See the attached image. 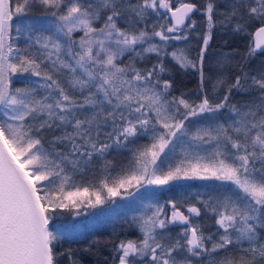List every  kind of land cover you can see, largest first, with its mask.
I'll return each mask as SVG.
<instances>
[{
    "label": "snow or ice",
    "instance_id": "obj_1",
    "mask_svg": "<svg viewBox=\"0 0 264 264\" xmlns=\"http://www.w3.org/2000/svg\"><path fill=\"white\" fill-rule=\"evenodd\" d=\"M37 4L57 23L52 35L36 37L42 51L33 54L28 48L14 47L9 37L14 16ZM158 8L171 12L175 24L166 32L173 33L196 5L184 3L173 11L168 0L135 4L130 0H16L13 8L10 0H0V264H59L54 246L61 234L49 227L58 209L95 208L133 195L130 189L145 184L163 186L193 178L229 182L238 190L211 205L216 224L223 229L219 240L209 249L206 238L192 227L185 230V244L164 242L165 234L158 229L177 221L189 223L173 203L170 219L161 218V207L140 218L143 237L119 243V264L138 260L140 264H192L175 255L185 248L193 257L223 251L225 255L214 264H264V73L237 76L215 103L206 95L199 103L183 95L170 97L172 83L160 75L166 71L163 62L136 67L138 58L145 59L144 53L160 54V47L150 43L151 36L162 41L186 39L167 35L163 26L151 36L138 26L148 10ZM213 8L209 2V29ZM246 12L262 25L256 35L264 36V0H249ZM76 32L82 33L78 39L73 38ZM209 39L210 35L204 39L205 48ZM145 43L147 47L137 50ZM204 50L199 54L202 84ZM255 51L250 49L249 55ZM126 54L131 55L125 63ZM171 56L182 68L197 67L183 51H173ZM25 73L40 78L38 87L46 90L45 95L37 87H12V77ZM59 76L65 77L63 82ZM224 83L218 79L214 87ZM234 90L258 95L237 105L231 103ZM224 108L232 113L228 124L212 120L194 131L186 124L191 117ZM46 130H59L47 148ZM141 136L150 142L133 149L127 167L113 175L105 154L113 145L126 146ZM177 143L182 158L158 172L161 154L174 151ZM206 146L211 151L201 155ZM94 158L103 161L99 179L77 183L76 177ZM205 206L210 205L205 202ZM188 211L200 215L196 206Z\"/></svg>",
    "mask_w": 264,
    "mask_h": 264
},
{
    "label": "trees",
    "instance_id": "obj_2",
    "mask_svg": "<svg viewBox=\"0 0 264 264\" xmlns=\"http://www.w3.org/2000/svg\"><path fill=\"white\" fill-rule=\"evenodd\" d=\"M169 1H171L173 9L180 6L176 0ZM10 2L14 8L16 0H10ZM130 2L135 4L137 0H130ZM209 2L214 5L211 29L208 26L206 12ZM248 2L249 0H183L181 4L194 3L198 5L199 10L184 29L173 33L166 32L167 27L173 25L170 20V11L161 8L155 11L148 10L149 14L138 26L145 28L150 36L153 31H161L163 26L167 35H180L186 39L162 41L158 36H151L150 43L160 47V54L144 53L145 59L140 60L138 58L136 67L151 68L154 64L163 62L166 71L160 75L162 80H170L172 83L170 97L183 95L190 102L199 103L206 95L213 103L218 102L226 94L227 88L234 83L237 76L247 74L250 77L264 73V53L249 55L250 49H253V33L262 25L258 20L248 16L246 12ZM233 13L235 14L233 15ZM48 19L54 21L55 17L38 4L34 5L27 13L14 16L11 22L10 42L14 47L28 48L30 53L38 54L42 49L35 44L36 37L52 35L55 32L54 26L42 23ZM193 21L195 22L194 26ZM121 26H125L123 21H121ZM17 28L20 30L17 31ZM80 35L82 33L76 32L73 34V38L78 39ZM208 35H210V39L205 48L204 39ZM30 45L31 47H29ZM147 46V43L138 45L137 50ZM202 49H205L202 65L203 84L201 83V65L199 62V54ZM173 51H183L190 60L197 63V67H180L171 56ZM129 55L131 54H126L122 58L125 63L128 61ZM57 78L61 82L65 79L64 76ZM218 79H223L225 83L223 86L214 87ZM12 81L13 88L37 87V92L40 95L46 94L45 89L38 87V84L42 83L40 78L28 73L17 74L12 77ZM257 95V92H237L234 90L231 95V103L243 105L252 96ZM220 111L221 113L229 112V109L224 108ZM210 119H212V114H203L189 118L186 124L189 129L194 131L196 127L205 125V122ZM219 119L222 118L219 116ZM58 134L59 130L45 131L43 142L46 148L49 147L52 136ZM183 140H187V137ZM149 142L147 136H141L126 146L113 145L104 157L105 160L112 162V174L116 175L121 168L127 167L132 158L133 149ZM57 147L62 148L63 146L57 145ZM201 155L206 154L201 153ZM181 158L180 144L177 143L174 151L166 149L165 153L161 154L160 160L157 161L158 172L167 171L169 166H175ZM102 163L103 161L99 158H94L84 174L76 177V182L87 184L98 180L101 175ZM212 181L215 179H179L160 188L143 190L141 194L135 197L126 195L116 197L114 200L107 201L95 208L82 205L81 208L75 210L58 209L52 214L53 219L50 221L49 227L50 230L61 234V238L55 242L54 246V251L59 254V264H118L117 246L119 243L128 240L139 241L143 237L139 227L140 218L132 217L129 213L131 202L141 196L156 200L153 202L154 206L151 207V213L157 207H161L164 210L161 218H167L172 209L170 206L172 202L175 203L176 208L186 212L189 217L190 225H168L166 229H158V232L166 233L171 238L169 242H164L173 243L179 240L181 244H185V230L196 227L199 233L206 238L207 247L211 249L212 243L218 241L219 236L223 234V229L216 224L218 217L211 210V205L214 202L208 201V195L200 192L198 187L202 184L210 185ZM223 186L232 193L238 191L229 182H224ZM205 202H208L210 206L206 207ZM192 206L200 208V215L188 211ZM188 234L190 235V233ZM208 237L212 239L207 240ZM188 255L192 264H211L212 259L218 260L225 253L223 251L205 252L200 257H193L189 253ZM137 264H140L139 260Z\"/></svg>",
    "mask_w": 264,
    "mask_h": 264
},
{
    "label": "rangeland",
    "instance_id": "obj_3",
    "mask_svg": "<svg viewBox=\"0 0 264 264\" xmlns=\"http://www.w3.org/2000/svg\"><path fill=\"white\" fill-rule=\"evenodd\" d=\"M176 2H177L178 5L179 4L181 5L183 0H176ZM168 3H169V6L172 8L171 1L168 0ZM161 9L165 10V11H168V9H164V8H161ZM172 10H173V8H172ZM42 23H44V24H46L48 26L56 27L57 21H56V18H55L54 21H50L48 19V21H43ZM176 36H180V35H176ZM219 116L222 119H219ZM231 116H232V113L230 111L229 112H222V113L220 111L218 113L212 114V119L206 121L205 125L208 122L212 121V120H214L217 123L228 124V123L231 122V120H230ZM208 151H211L210 146H206V149L204 151H201V153L202 154H206V152H208ZM172 182L173 181H171L169 183H172ZM223 184H224V182L215 180V181H212V183H210V185H203V184L200 185L198 187V189H199L200 192H203V193L208 195V198H207L208 201L212 200V202H215L217 199L222 198L223 196L232 193L231 191L226 190V188L223 186ZM163 186H166V185H163ZM163 186L145 184L144 186L140 187L139 190L130 189V191L133 193V195H130V196L126 195V196L135 197V196H138L139 194H141L143 192V190L148 191L150 189L160 188V187H163ZM155 201L156 200H154V199H150V198H147V197L144 198L143 196L135 198V200L131 202V208L129 210L130 215L132 217H136L137 216L139 218H141L142 216L151 215L152 214L151 213V207L154 206L153 202H155ZM156 204L158 205V202ZM172 212H173V209H171V211L169 212V214L167 216V219L171 218ZM184 213L187 216L186 212H184ZM162 214H163V212H162ZM168 225H177V224L176 223H170ZM188 225H190V222L188 223ZM164 234H165V241L169 242L171 238L168 236V234H166V233H164ZM175 255L177 256V259H180V260H183L184 258L190 259L189 255H188V253L186 252L185 249L178 250ZM212 260L216 261L215 259H212ZM213 261H211V264L214 263Z\"/></svg>",
    "mask_w": 264,
    "mask_h": 264
},
{
    "label": "water",
    "instance_id": "obj_4",
    "mask_svg": "<svg viewBox=\"0 0 264 264\" xmlns=\"http://www.w3.org/2000/svg\"><path fill=\"white\" fill-rule=\"evenodd\" d=\"M183 4H184V3H183ZM181 5H182V4H181ZM181 5H180V6H181ZM195 5H196V10H194L192 13L189 14V17H187V18L185 19V23H184L183 25H180V26L177 28V30H182V29H184V28L188 25V23L190 22V20L192 19V17H194L195 14L198 12L199 7H198L197 4H195ZM180 6H178L177 8H179ZM175 9H176V8H175ZM175 9H173V11H174ZM170 20H171L172 24H175V21H174V19L172 18V14H171V12H170ZM260 27H261V26H260ZM258 29H259V27H258V28L254 31V33H253L252 42H253V48L256 49L255 54H262V53H264V36H259V37H258V36L256 35ZM257 43H260V44H261V47H260V48H256V44H257ZM172 204H173V202L170 204V206H171V208L173 209ZM176 209H178V208H176ZM178 210L181 211V212H183V211L180 210V209H178ZM183 213H184V212H183ZM184 215H185V213H184ZM176 224L179 225V226H184V225H186V224H183V223H181V222H179V221H177ZM118 264H119V263H118Z\"/></svg>",
    "mask_w": 264,
    "mask_h": 264
}]
</instances>
